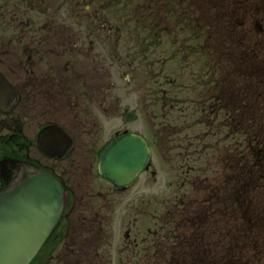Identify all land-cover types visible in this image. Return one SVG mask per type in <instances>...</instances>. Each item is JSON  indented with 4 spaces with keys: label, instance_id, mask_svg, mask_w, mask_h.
Returning <instances> with one entry per match:
<instances>
[{
    "label": "rangeland",
    "instance_id": "1",
    "mask_svg": "<svg viewBox=\"0 0 264 264\" xmlns=\"http://www.w3.org/2000/svg\"><path fill=\"white\" fill-rule=\"evenodd\" d=\"M169 1L177 0H43L42 5L33 0L34 3L26 1L18 10L19 17H44L45 21L55 18L60 25L62 19L68 21L72 17V39L76 40V49L67 61H63L64 74L58 80L60 86L72 77V107L61 104L59 113L60 117L72 122V134L76 140L72 161L84 158L89 163L93 162V149L97 150L104 139L124 127L146 135L154 151L151 168L155 173L140 178L124 194L110 195L106 204L101 200L89 199V204L83 206L86 202L84 192L89 193L98 184L92 175L86 176L82 169L79 170L78 178L72 174L73 183L78 181L83 187L76 189L79 202L73 215L75 230L67 231L69 233L63 239L58 233L52 237L51 245L54 242L58 244L53 256L59 255L62 247H66L67 251L60 252V256L49 264H64L65 261V264H184L191 254V234L206 239L205 250L209 253L205 264H214V258L219 264V256L223 257V263L228 264L226 250L229 244H235L234 238L240 233L238 219L242 220L237 212L241 205L238 197L242 190L250 191L242 187L264 181V161L259 166L256 164L264 154V86L256 82L253 94L259 95L258 106L252 105L245 109L250 114L244 117L252 121L242 122L239 118L234 121L238 125L235 133L238 135L233 140L238 151L233 164L223 166L221 163L225 157L224 149L227 150L231 145L228 133H211V130L213 125L217 130L218 127L233 126L234 122H211L210 127H205L199 125L194 117L185 123V133H167V144L162 145L159 133H150L154 122L152 112L156 113V108L159 116L155 122L158 125L168 118L172 126H181L191 113L192 116L200 117L197 113L206 105L201 104L198 95L188 97L185 105L168 101L173 108L166 104L163 111L166 116L161 119L159 106L154 101L166 92L171 79L181 82L187 69L189 72L192 68L198 71V65L215 61L219 53L215 50L216 38H210L205 47L206 55L186 59L187 62H195L188 67L184 63L185 58L177 57L170 51L163 52L164 55L147 53V57L137 56L138 48H147L152 41L153 26L155 29L162 27L161 22L167 21L169 17L173 23L181 22L180 26L188 24L183 15L185 5H182L183 10L170 9ZM188 1L193 3L191 8H199L190 11V14L199 15L210 24L212 33L219 36V42L224 38L229 43L241 35L232 29L233 23H229L231 20L233 22V13L236 14V25L242 20L248 24L252 16L261 19L264 15L261 8L264 0ZM42 8H45V13H42ZM174 49L177 53L184 52L176 41ZM227 51L223 58L222 53H219V59L225 70L232 69L230 74H221L224 87L230 88L229 82H235L232 71L236 63L238 76L241 73V53L239 49L235 52L234 47ZM178 60H181V64H177ZM190 76L191 73L187 78ZM238 84L243 86L245 81L238 80ZM38 95L40 92L35 96ZM137 98L140 104L136 106L138 119L123 126V107L128 104L135 108ZM26 104L31 105L26 110L32 108L38 116L40 108L51 106L47 102L39 104L37 100H34V104ZM23 108L18 112L27 114ZM182 111L185 116L181 115ZM260 113L263 117L256 116ZM9 120L2 118L4 123L8 121L10 124ZM245 131L252 133H243ZM199 135L205 136L204 144H209V147L203 148ZM214 140L221 141L216 149L210 146ZM246 140L250 142L251 150L245 154L242 150H247ZM93 141L98 145L93 146ZM92 147L91 151H86V148ZM169 181H172L171 185ZM237 187L238 197H228V191ZM260 194L253 193L259 203L257 210H251L248 201L244 203L243 209L252 211L256 219L255 228L264 230V195ZM148 227L155 231V236H146ZM141 237L146 240L142 241ZM156 239L166 242L167 247L163 246V257L154 260L152 243ZM139 240L142 242L138 245ZM261 240L264 247V235ZM237 245L240 248L238 253L244 259L253 253L243 247L242 237ZM69 247L72 252H68ZM173 247L174 259L171 261L170 250ZM44 253L50 254V246ZM246 261V264H251L249 260ZM257 264H264V252Z\"/></svg>",
    "mask_w": 264,
    "mask_h": 264
},
{
    "label": "flooded vegetation",
    "instance_id": "2",
    "mask_svg": "<svg viewBox=\"0 0 264 264\" xmlns=\"http://www.w3.org/2000/svg\"><path fill=\"white\" fill-rule=\"evenodd\" d=\"M26 1L34 3L33 0H0V72L16 92V99L11 107L7 111H0V188L7 185L22 164L30 163L49 170L61 181L67 191L66 211L62 216L64 223L60 229L57 228V232L61 233L60 235H67L69 230H75L76 221L73 220V215L79 202L76 189L83 188L78 181L73 183L72 174L74 173L75 177L78 178L79 170L82 169L86 176L92 175L93 180L98 184L96 189H91L89 193L84 192L86 202L83 206L89 204V199L101 200L102 203L106 204L109 195L104 190L108 186V182L100 176H96L94 161L89 163L84 158L72 161V145L61 158L46 155L37 145L39 131L47 125H57L63 128L72 139L74 138L72 122L59 115L61 104L72 107V77L62 82L60 86L58 80L64 74V65L62 64L65 63L63 61H67L71 52L76 49V40L72 39V17H69L68 21L62 19L61 25L55 18H49L45 21L44 17H19L18 10L23 7ZM36 1L41 5L43 3V0ZM169 4L170 9L179 8L182 10V5H185L183 15L188 20V24L180 26L181 22L173 23V19L169 17L167 21L161 22L162 27L155 29L153 26V39L146 48L148 53L150 55L156 53L164 55L163 52L170 51L177 57L185 58L184 63L188 67L195 62L193 60L187 62L186 59L206 55V43L210 38H216L215 50L222 53V58L225 53H230L227 50L233 47L235 52L239 49L245 57L246 72L249 75L245 94L251 95L253 75L256 73L264 74V15L261 19L252 16L248 24L242 20L238 22L239 25H236V14L233 13V22L231 20L229 23H233L232 29L241 35H239V39H234L229 43L223 40L224 38L219 42V36L212 33L210 24L204 22L199 15L190 14V11L199 9L198 7L191 8L193 3L188 0H177L169 1ZM90 7L88 6V8ZM261 8L264 12V3ZM41 11L45 13V8H42ZM162 32L167 34H162ZM188 33H191V36H188ZM175 41L184 49V52H176L174 49ZM139 48L145 49L144 46ZM219 53L216 54L215 61L208 62L203 66L198 65V71L192 68L189 72L187 69L186 76L180 80L181 82L171 79L168 82L166 92L161 94V97H156L157 99L154 101L156 106H159L160 118L163 119L166 116V113H163L165 105L173 108V105H169L168 101L185 105L188 97L192 98L198 95L201 104L206 105L197 113L200 117L192 116L191 113L181 126H172L168 118L163 124L158 125L155 122V118L159 116L158 108H156V113L152 112L154 122L150 133H185L187 128L185 123L194 117L198 122L210 127L211 122H234L239 117L248 115L242 109L248 104L238 97L240 94L236 93L237 83L230 81L231 87H224L225 82L221 80V74L223 76L226 73L230 74L232 69H224L222 60L219 59L221 56ZM177 63L181 64V60H178ZM232 72L234 76L235 67ZM189 73L191 76L187 78ZM38 92L40 95L35 96ZM32 99L39 101V104L47 102L51 106L46 107V109L40 108L38 116L32 108L26 110V107L31 106L26 104L27 102L34 104ZM137 102L139 103L138 98ZM22 108L27 114L18 112ZM181 115L185 116V113L182 111ZM2 118L10 119V124L8 121L4 123ZM29 120L33 121L27 123ZM34 121L35 123L32 124ZM221 130L222 127L215 130L213 125L211 133H217V131L221 133ZM228 132L235 133V126L229 125ZM92 144L95 145L94 141ZM92 149L93 147L86 148V151ZM116 193L119 192L116 191ZM67 231L69 232L67 233ZM126 236L128 237L129 233ZM165 238L167 241L168 238L166 236ZM165 243L161 239L154 242V260L157 257H163L162 252L165 249L163 246L167 247ZM65 251L67 249L63 250L64 253ZM68 252H72V248L69 247ZM50 261L48 260L46 263Z\"/></svg>",
    "mask_w": 264,
    "mask_h": 264
},
{
    "label": "water",
    "instance_id": "3",
    "mask_svg": "<svg viewBox=\"0 0 264 264\" xmlns=\"http://www.w3.org/2000/svg\"><path fill=\"white\" fill-rule=\"evenodd\" d=\"M0 83H4L1 77ZM148 155L147 145L140 137L120 136L101 153L100 174L121 186L142 170ZM63 199L64 190L51 174L22 167L18 176L0 191V264L30 262L58 219Z\"/></svg>",
    "mask_w": 264,
    "mask_h": 264
},
{
    "label": "trees",
    "instance_id": "4",
    "mask_svg": "<svg viewBox=\"0 0 264 264\" xmlns=\"http://www.w3.org/2000/svg\"><path fill=\"white\" fill-rule=\"evenodd\" d=\"M259 161L256 164L259 166L261 163L263 164L264 161V154L258 159Z\"/></svg>",
    "mask_w": 264,
    "mask_h": 264
}]
</instances>
